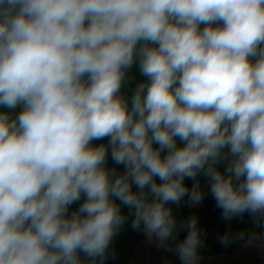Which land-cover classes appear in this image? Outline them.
<instances>
[{
	"label": "clouds",
	"instance_id": "9594fccd",
	"mask_svg": "<svg viewBox=\"0 0 264 264\" xmlns=\"http://www.w3.org/2000/svg\"><path fill=\"white\" fill-rule=\"evenodd\" d=\"M137 59L149 79L129 108ZM19 105L0 112V264L102 262L126 220L113 198L163 245L166 205L200 203L184 180L201 172L223 219L264 217V0H0V106ZM185 227L176 251L196 264L197 219Z\"/></svg>",
	"mask_w": 264,
	"mask_h": 264
},
{
	"label": "crops",
	"instance_id": "0c3cea01",
	"mask_svg": "<svg viewBox=\"0 0 264 264\" xmlns=\"http://www.w3.org/2000/svg\"><path fill=\"white\" fill-rule=\"evenodd\" d=\"M215 26V25H213ZM201 29L204 25L200 26ZM152 46V45H150ZM148 77L142 74L140 70L139 60L132 65V67L126 72L124 82L120 89V95H122L129 104L131 108V100L135 94L136 88L141 83H147ZM23 106L19 105L17 108L9 110L3 106H0V112H10L11 116L14 118L22 110ZM177 146H183V141L176 138ZM93 145L108 144V138L102 140L92 141ZM153 147H159L158 144L153 145ZM167 155V150L161 152V156ZM223 158L216 165L217 168L225 175L226 167L232 161L229 149H223ZM106 167L111 170L115 169L117 174H122L125 171V166L120 164H115L111 158V148L108 149V159ZM157 183L161 181L159 178H155ZM243 180V177L241 178ZM199 182L200 191L204 194L203 200L198 204H192L189 202L187 196H185L178 204L166 205L171 207L173 215L174 211L177 214L174 215L176 219H183L188 221L185 216L190 215L191 212L195 214L200 213L201 215L209 216V218L220 217L224 221L229 222H239L243 217H245L248 212L242 215L236 216L231 220H225L222 218V209L217 207L216 200L210 191V179L205 176L202 172L199 173L195 180L185 179L184 183L191 190L192 186ZM234 183H239L234 181ZM132 190L139 191L135 183L131 185ZM147 191V190H146ZM83 195L81 199L71 205L69 208V215L78 210L80 205L83 203ZM115 203L120 206L121 213L126 217L124 224L117 230L116 234L113 236L112 241L107 249L106 255L101 262L99 258L95 261V264H182L181 258L176 251V246L181 241L177 240L173 234V238L161 245L158 239L153 236L149 238L144 230L143 224L139 228H133L132 224L135 219L134 210L127 206L121 204L118 199L113 198ZM149 199H153L149 195ZM218 215V216H217ZM186 219V220H185ZM237 240V239H236ZM232 246L229 248L216 249V250H201L198 249V259L196 264H264V225L261 226L254 234L249 236V238H244L241 242L231 240ZM78 255L84 264H93V261L85 256L82 252H78Z\"/></svg>",
	"mask_w": 264,
	"mask_h": 264
},
{
	"label": "rangeland",
	"instance_id": "374dc122",
	"mask_svg": "<svg viewBox=\"0 0 264 264\" xmlns=\"http://www.w3.org/2000/svg\"><path fill=\"white\" fill-rule=\"evenodd\" d=\"M175 214H177L176 211H174ZM246 214L239 222L224 221L220 217L209 218V216L200 213L195 214L194 212H191L185 218L189 220L195 217L197 219V225L201 232V244L198 249L212 251L229 248V245L232 246L233 243L231 240L239 243L244 238H249L264 225V217L258 218L249 212ZM179 219H176V229L173 234L177 240L183 241L188 234V229L185 227L187 221L183 219L180 221ZM224 236L228 237L229 245L221 242V238Z\"/></svg>",
	"mask_w": 264,
	"mask_h": 264
}]
</instances>
